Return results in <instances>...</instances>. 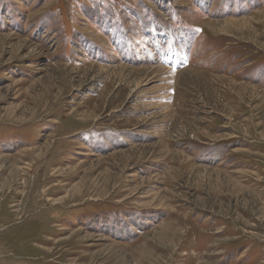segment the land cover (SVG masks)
<instances>
[{
  "label": "rangeland",
  "instance_id": "obj_1",
  "mask_svg": "<svg viewBox=\"0 0 264 264\" xmlns=\"http://www.w3.org/2000/svg\"><path fill=\"white\" fill-rule=\"evenodd\" d=\"M0 264H264V0H0Z\"/></svg>",
  "mask_w": 264,
  "mask_h": 264
}]
</instances>
